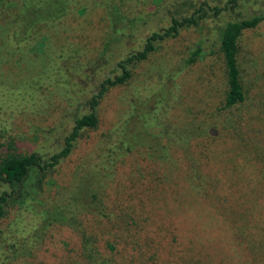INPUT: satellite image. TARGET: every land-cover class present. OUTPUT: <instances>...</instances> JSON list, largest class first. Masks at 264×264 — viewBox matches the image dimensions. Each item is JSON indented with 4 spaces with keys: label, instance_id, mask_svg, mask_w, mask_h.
Here are the masks:
<instances>
[{
    "label": "rangeland",
    "instance_id": "rangeland-1",
    "mask_svg": "<svg viewBox=\"0 0 264 264\" xmlns=\"http://www.w3.org/2000/svg\"><path fill=\"white\" fill-rule=\"evenodd\" d=\"M78 1L69 15L40 25L21 49L6 42L13 8L0 17V155L34 151L45 160L58 151L74 116L87 112L99 80L117 72V61L151 30L167 25L170 3L178 0ZM104 1L140 21L111 46L109 57L98 58L111 33ZM262 6L263 0H242L218 15L207 10L196 26L158 43L125 84L107 90L97 105L96 128L83 130L43 178L36 196L42 216L9 207L1 248L16 241L32 256L7 264H82L84 231L102 258L112 245L114 259L125 262L139 252L148 264H264V21L239 36L243 99L229 107L223 106L227 85L217 34L225 21ZM69 43L79 46L72 58L64 65L55 59L57 69L40 76ZM194 47L198 55L184 65ZM110 130L133 131V147L110 168L101 211L90 203L89 173L107 168L95 148ZM38 175L34 169L28 178L35 182ZM7 189L0 182V193ZM54 208L66 224L49 222ZM15 219L21 228L13 238Z\"/></svg>",
    "mask_w": 264,
    "mask_h": 264
},
{
    "label": "trees",
    "instance_id": "trees-1",
    "mask_svg": "<svg viewBox=\"0 0 264 264\" xmlns=\"http://www.w3.org/2000/svg\"><path fill=\"white\" fill-rule=\"evenodd\" d=\"M239 1L242 0H225L222 5L219 4L218 0L213 4H210L206 0H178L170 3L172 12L170 14L167 12L169 14L167 25L159 27L157 30H151L144 37L139 48L130 50L117 61L115 66L117 72L99 80L95 90L86 101L87 112L74 116L70 129L66 136H64L62 145L58 151L50 154L45 160L42 159V155L34 151L24 154L14 152L1 154L0 182L7 185L8 189L0 193V226L8 218L9 207L14 205L21 208L22 211L25 210L28 213L34 214L41 213L42 216L44 210H40L38 203H43L38 201L36 196H38V192L44 185L43 178H46L47 174L50 175L55 166L70 154L83 130L96 128L98 121L96 114L97 105L108 89L125 84L131 76L132 67L138 62L145 60L155 51L158 43L174 37L181 28L196 26L200 19L206 16L207 10L212 11V15H218L222 10L232 9ZM78 2V0H0V17L4 13H9V8H13V12H15L14 16L10 19L12 25L6 29V42L8 46L14 49L25 48V46L33 41L40 25L54 23L69 15L76 10ZM103 7L109 19L111 33L104 42L98 58L109 57L111 46H116L115 44H118V42L133 33L140 21V17L125 16L113 1H104ZM262 21H264V0L261 9L225 21L217 32L218 48L223 59L227 85L223 103L224 107L232 106L243 99V87L239 78L237 61L239 36L244 30L253 29ZM78 47L76 44L71 43L66 48L59 47L52 61L49 62L39 75L47 76L51 71L57 69L56 67L60 65V61L64 65L66 59L72 58L70 53L74 54V52H77ZM199 51V47L191 49L188 57L183 61L184 65L191 63ZM55 59L57 65L54 61ZM65 69L68 70L67 67ZM112 130L105 133L95 148L96 159L100 161V165L101 161L106 162L107 166H102L107 168L97 169L94 173L93 171L89 173L94 176L93 188L91 187L94 193H91L90 203L93 202L101 211L104 208L101 193L105 179L111 174L110 168L116 165L117 160L128 154L133 147L128 143L130 135L134 137L133 131ZM113 136L116 142L114 145H111L110 141ZM101 141H105V143ZM1 145L0 143V147ZM94 160L95 158L93 162ZM34 169L39 173L35 182L28 178L30 171ZM85 204L87 206V203ZM20 214L21 217L24 215L21 211ZM65 220L67 219H65L60 209L54 208L49 214L50 223L66 224ZM12 222L14 223V229H12L11 233L14 234L13 238H16L21 226L18 219L12 220ZM11 224L10 221L8 226L11 227ZM27 226H29V223H27ZM23 230L25 231L26 228H23ZM79 232L82 233L81 230ZM81 236L79 253L80 258H83L82 264H148V259L144 258L143 254L139 252L131 255V259L127 262L122 258L118 260L115 257L114 259L115 254L112 253L114 250L112 245H108L109 248L107 247L110 250L109 255L107 254L102 258L93 242H90L92 236L87 234L86 231ZM2 243L3 239L0 238V264H7L8 260L12 261L20 256H32L26 244L19 246L16 241H12L9 247L3 251L1 248Z\"/></svg>",
    "mask_w": 264,
    "mask_h": 264
}]
</instances>
